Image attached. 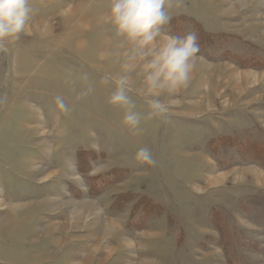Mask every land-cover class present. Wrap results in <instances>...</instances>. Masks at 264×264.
<instances>
[{"label": "rangeland", "instance_id": "obj_1", "mask_svg": "<svg viewBox=\"0 0 264 264\" xmlns=\"http://www.w3.org/2000/svg\"><path fill=\"white\" fill-rule=\"evenodd\" d=\"M29 4L26 32L0 47V264H264V168L229 145L264 139V0H166L157 43L194 32L201 59L161 95L165 116L134 63L135 130L103 82L133 47L111 0ZM83 149L106 156L79 171Z\"/></svg>", "mask_w": 264, "mask_h": 264}, {"label": "clouds", "instance_id": "obj_2", "mask_svg": "<svg viewBox=\"0 0 264 264\" xmlns=\"http://www.w3.org/2000/svg\"><path fill=\"white\" fill-rule=\"evenodd\" d=\"M165 5L166 0H111L110 21L133 47L128 52L122 74L105 75L103 82L115 85L109 103L125 109L123 122L134 130L138 129L142 119V114L135 110L136 105L128 95L129 73L134 71V63L142 62L143 95L151 110L150 115L165 116L169 104L160 98L161 95L186 88L201 59L197 55L200 46L194 32L185 36L168 35L162 43H157L163 26L171 19ZM31 11L29 0H0V47L5 41L18 39L21 33L26 32ZM82 78L87 80V74ZM92 90L89 87L83 94ZM55 101L62 111L69 110L61 96H57ZM136 158L154 163L147 147L138 149Z\"/></svg>", "mask_w": 264, "mask_h": 264}, {"label": "trees", "instance_id": "obj_3", "mask_svg": "<svg viewBox=\"0 0 264 264\" xmlns=\"http://www.w3.org/2000/svg\"><path fill=\"white\" fill-rule=\"evenodd\" d=\"M203 34V33H201ZM229 145L237 146V152L239 155H243L242 157H247L248 159L252 158L254 159L261 167L264 168V139L262 140H245L241 141L239 139L230 138L229 139ZM77 167L79 171H84V168L86 166V163L88 160H96L98 158H105V154L100 153L97 155L93 151L88 150H79L77 152ZM126 197L128 195L126 194H119L117 195L116 202L123 203L126 200ZM143 198V197H142ZM140 204H144L142 210L144 212H153L154 210H157V204H152V202L148 200H140ZM231 264H233L232 261H230Z\"/></svg>", "mask_w": 264, "mask_h": 264}, {"label": "bare ground", "instance_id": "obj_4", "mask_svg": "<svg viewBox=\"0 0 264 264\" xmlns=\"http://www.w3.org/2000/svg\"><path fill=\"white\" fill-rule=\"evenodd\" d=\"M163 41H164V40H163ZM163 41H162V42H163ZM162 42H161V43H162ZM198 62H199V61H198ZM104 227H105V226H104Z\"/></svg>", "mask_w": 264, "mask_h": 264}]
</instances>
